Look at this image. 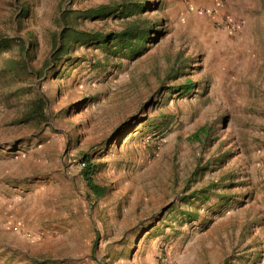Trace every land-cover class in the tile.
<instances>
[{"label":"rangeland","instance_id":"374dc122","mask_svg":"<svg viewBox=\"0 0 264 264\" xmlns=\"http://www.w3.org/2000/svg\"><path fill=\"white\" fill-rule=\"evenodd\" d=\"M224 2L0 0V264H264V20L217 23ZM100 4L73 26L145 31L136 50L53 58L62 12Z\"/></svg>","mask_w":264,"mask_h":264},{"label":"trees","instance_id":"16d2710c","mask_svg":"<svg viewBox=\"0 0 264 264\" xmlns=\"http://www.w3.org/2000/svg\"><path fill=\"white\" fill-rule=\"evenodd\" d=\"M115 9L110 5L100 4L96 7L84 9V10H65L62 12L60 21L62 22L61 30L54 36V49L53 58H59L63 53L66 52L67 48L71 43L87 44L98 43L102 45H120L122 48H126L127 51H135L138 45V41L145 36V31H135L133 28H127L120 32L100 33V32H86L76 29L72 21L75 18L81 19H97L106 17L113 13ZM12 39L6 38L0 40V49H7L10 46ZM22 41V40H20ZM135 42V43H134ZM134 43V45H133ZM137 43V44H136ZM25 55L22 56L18 61L9 60L15 64L12 67V72L19 76V74L27 70L26 58L29 57L27 49L24 47ZM50 60L46 61L48 64ZM46 101L43 96L37 95L29 101V107L23 115V122L33 120L37 123L44 122L46 120L45 115ZM84 165L81 167V174L86 182V185L91 192L99 197L106 193L107 187L99 185L94 182L92 174L95 168V164L91 161L89 156H84L81 161Z\"/></svg>","mask_w":264,"mask_h":264},{"label":"crops","instance_id":"0c3cea01","mask_svg":"<svg viewBox=\"0 0 264 264\" xmlns=\"http://www.w3.org/2000/svg\"><path fill=\"white\" fill-rule=\"evenodd\" d=\"M256 4V0H225L222 7L216 8L211 17L217 23L225 21L226 23L240 22L245 24L246 21L248 22L252 18L258 16V21L261 22L264 20V18L261 19L260 14H253L252 16V14L248 11V8L252 6L255 8V10H261L260 4L257 6Z\"/></svg>","mask_w":264,"mask_h":264},{"label":"built area","instance_id":"2783aa9c","mask_svg":"<svg viewBox=\"0 0 264 264\" xmlns=\"http://www.w3.org/2000/svg\"><path fill=\"white\" fill-rule=\"evenodd\" d=\"M227 24H231V23H229V22H227ZM232 25V24H231ZM84 165V163H80V166L82 167Z\"/></svg>","mask_w":264,"mask_h":264}]
</instances>
